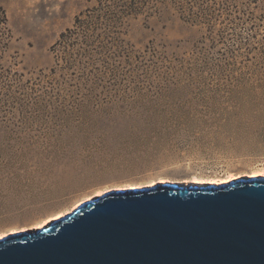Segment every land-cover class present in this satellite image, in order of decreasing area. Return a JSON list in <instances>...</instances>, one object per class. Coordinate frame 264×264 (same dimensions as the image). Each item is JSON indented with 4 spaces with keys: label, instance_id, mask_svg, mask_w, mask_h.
I'll return each mask as SVG.
<instances>
[{
    "label": "rangeland",
    "instance_id": "rangeland-1",
    "mask_svg": "<svg viewBox=\"0 0 264 264\" xmlns=\"http://www.w3.org/2000/svg\"><path fill=\"white\" fill-rule=\"evenodd\" d=\"M258 2L255 26L232 42H211L170 10L137 16L123 36L122 71L46 95L52 46L93 3L0 0V73L19 82L0 91V238L45 227L107 191L264 177Z\"/></svg>",
    "mask_w": 264,
    "mask_h": 264
},
{
    "label": "water",
    "instance_id": "water-1",
    "mask_svg": "<svg viewBox=\"0 0 264 264\" xmlns=\"http://www.w3.org/2000/svg\"><path fill=\"white\" fill-rule=\"evenodd\" d=\"M0 264H264V177L107 191L0 238Z\"/></svg>",
    "mask_w": 264,
    "mask_h": 264
},
{
    "label": "trees",
    "instance_id": "trees-1",
    "mask_svg": "<svg viewBox=\"0 0 264 264\" xmlns=\"http://www.w3.org/2000/svg\"><path fill=\"white\" fill-rule=\"evenodd\" d=\"M92 2L75 18L73 28L61 33L52 46L54 67L42 80L45 94L58 93L62 85L70 87L76 80H102L110 71H122L120 59L129 56L123 36L128 22L135 17H151L170 10L192 26L204 27L211 42L223 43L239 37L241 28L255 26L253 10L263 0H87ZM155 57V51L149 52ZM140 65L145 56H138ZM18 75L0 73V91L19 83ZM32 86H37L33 84ZM28 88L29 86H25ZM28 89L32 90V87Z\"/></svg>",
    "mask_w": 264,
    "mask_h": 264
},
{
    "label": "bare ground",
    "instance_id": "bare-ground-1",
    "mask_svg": "<svg viewBox=\"0 0 264 264\" xmlns=\"http://www.w3.org/2000/svg\"><path fill=\"white\" fill-rule=\"evenodd\" d=\"M257 174V173H256ZM261 174V173H259ZM255 177H260V176H255ZM197 182V181H196ZM178 185V184H177ZM201 185H204L203 183H193L192 185H189V186H184V185H179V186H183V187H194V186H201ZM91 200V199H90ZM60 217V216H59Z\"/></svg>",
    "mask_w": 264,
    "mask_h": 264
}]
</instances>
